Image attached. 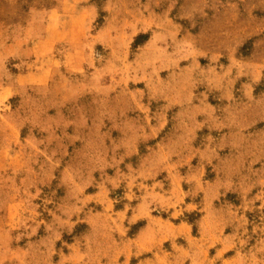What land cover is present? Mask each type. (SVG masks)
<instances>
[{"label":"rangeland","instance_id":"1","mask_svg":"<svg viewBox=\"0 0 264 264\" xmlns=\"http://www.w3.org/2000/svg\"><path fill=\"white\" fill-rule=\"evenodd\" d=\"M0 264H264V0H0Z\"/></svg>","mask_w":264,"mask_h":264}]
</instances>
